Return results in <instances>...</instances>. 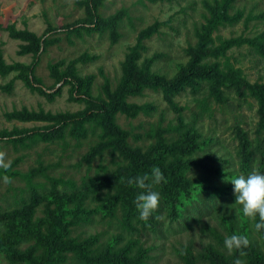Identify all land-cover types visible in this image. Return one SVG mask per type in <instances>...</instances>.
Listing matches in <instances>:
<instances>
[{
    "label": "rangeland",
    "instance_id": "obj_1",
    "mask_svg": "<svg viewBox=\"0 0 264 264\" xmlns=\"http://www.w3.org/2000/svg\"><path fill=\"white\" fill-rule=\"evenodd\" d=\"M85 1L0 0L2 57L7 64L25 67L24 71L0 76V219L5 217L0 220V231L9 232L12 214L33 205L32 187L43 197L34 207L33 220L46 217L45 208L50 203L44 197L50 191L48 178L64 181L59 191L70 195L71 181L82 188L87 176L100 179L117 169L118 154L114 157L110 150L102 157L95 154L92 163L88 162L99 142L100 129L77 140L69 128L61 126L60 119L64 114L85 112L88 94L107 99L108 91L114 92L124 75L128 55L140 43V66L151 61V71L164 77L166 85L182 79L184 89L175 93L145 88L128 100L147 105L151 112L134 119L119 113L117 123L130 133L129 142L143 152L156 144L157 138L150 131L158 126L177 129L164 133L165 144L176 151V157L169 155L167 163L181 164V174L192 185L182 196L177 214L160 199L149 225L134 219L139 229L136 233L120 226L122 211H117L115 218L108 217L104 203L91 198L82 207L86 210L82 218H86L72 227V237L93 243L97 251L136 240L149 248L148 264H183L180 253L189 250L199 257L211 247L232 256L237 252L229 253L223 241L233 233L246 234L249 244L264 254V232H256V221L241 216L229 182L241 174L264 173L258 153L253 163L244 164L246 146L239 137L242 130L249 140L247 147H257V138L264 136L260 106L252 97L233 91L226 92V104H219L209 97L207 81H200L197 88L189 84L201 72L191 67V52L198 42V30L209 16L207 6L215 0H104L99 9L104 18L122 9L127 11L118 26L120 36L116 41L108 32L69 35L67 30L85 24ZM229 15L240 18L213 32L217 44L219 39H254L264 33V0H235ZM10 26L34 33L40 39L39 52L24 54L23 46L28 43L12 38ZM227 56L249 82H264V59L248 43L230 49ZM214 61L211 58L208 66ZM224 61L217 59L222 65ZM66 77L84 81L81 90H75ZM5 163L9 166L4 167ZM34 172L39 173L31 185L28 175ZM18 247L25 251L31 244L21 242ZM0 264L12 263L0 252Z\"/></svg>",
    "mask_w": 264,
    "mask_h": 264
},
{
    "label": "trees",
    "instance_id": "obj_2",
    "mask_svg": "<svg viewBox=\"0 0 264 264\" xmlns=\"http://www.w3.org/2000/svg\"><path fill=\"white\" fill-rule=\"evenodd\" d=\"M104 0H86L84 3L87 9V17L84 25L80 28L67 30L70 34L76 33L83 36V33L89 35L94 32L110 33L114 41L118 40V26L127 15L125 9L120 10L115 15L104 18L99 13ZM157 2L159 0H148ZM235 0H215L208 4L209 16L198 30V42L193 48L191 55L194 56L191 67L198 68L201 72L195 74L189 84L197 88L200 81H207L210 86L209 97L219 104H226L229 100L226 92H236L243 97H252L259 104V114L261 117V129L264 130V82L251 83L243 75L241 69L235 68L228 59L227 52L240 47L245 43L252 46L253 50L264 59V33L256 36L254 39L229 38L219 39L218 44L213 37V32L221 25L234 22L240 18V15L232 17L229 15L232 3ZM10 36L14 39L23 40L28 45L23 46L24 54L35 53L40 50V39L28 30H16L10 26ZM142 47L139 43L132 49L126 62L123 64V77L114 92L108 91L107 99L93 98L88 94V108L85 112L75 114H64L61 116V126L64 129L69 128V133L77 140L86 138L92 132L96 134L100 129L101 134L99 142L92 149L93 157L88 159L91 164L95 154L104 156V153L110 150L115 157L118 154L116 163L117 169L108 176L100 179H94L87 176L88 180L82 182V188H78L74 181L71 185V194L59 191L58 186L65 183L62 180L48 178L50 191L48 196H44L50 203L46 205L43 219L36 222L33 220L35 214L34 207L43 197L38 193V189L32 186V196L34 203L31 207L24 209L18 214H12L9 232L0 231V252L5 254L12 264H68L77 262V264H148L149 248H145L138 241H131L126 246L118 248H107L97 251L93 249V243L79 241L71 235L72 227L81 224L86 216L82 213L86 211L82 208L86 201L95 198L104 203V213L108 217L115 218L117 211H122L120 226L125 231L138 232L135 228L134 219H138L142 225H149L147 221H141L134 207L133 201L140 191L134 185L127 183L128 179L137 175L149 172L153 166L161 168L166 178L156 190L160 193V199L165 201L177 214V208L180 206L182 196L189 191L192 185L191 181L186 180L181 174V164L176 162L167 163L169 155L176 157L175 147L165 144L164 133L177 130L175 128L161 129V126L149 132L157 138L155 145H150L146 152L139 146H133L129 142L127 131L123 130L117 123V114L125 115L128 118H137L140 114H149L151 108L147 105L130 103L129 98L142 94L145 88H154L170 90V92L181 91L185 82L182 79L175 83L166 85L164 77H161L151 71V61L147 60L143 66H140L139 59L141 54L138 48ZM211 58H214L213 65L208 66ZM224 59L223 65L217 62V59ZM25 67L21 64H7L0 51V76H6L13 71H24ZM28 70V68H27ZM30 71V70H28ZM75 90H81L84 81H74L66 77ZM183 88V89H181ZM172 100L170 99V102ZM204 109L207 110L206 100ZM23 117L24 115H19ZM239 137L242 140L244 154L246 158L244 164L254 162L255 154L260 156V167L264 169V136L257 138V147L253 150L247 147L249 140L247 134L240 130ZM191 142L188 143V146ZM248 167V166H246ZM40 172V170H38ZM180 171L177 177L176 174ZM39 172L28 175V181L32 185V180ZM99 181V182H98ZM92 182V185L90 183ZM91 186V187H90ZM105 190V192H102ZM101 194L105 198L101 199ZM31 196V197H32ZM160 200V201H161ZM55 204V206H52ZM5 217L0 220H4ZM9 225H7L8 227ZM137 230V231H136ZM21 242L30 243L31 247L25 251L18 245ZM33 242V243H32ZM246 255L240 257L246 261V264H264V254L254 246H249L244 250ZM183 264H199L201 262L209 264H235V259L239 253L227 256L214 248H210L205 255L196 257L192 252L186 250L180 253Z\"/></svg>",
    "mask_w": 264,
    "mask_h": 264
},
{
    "label": "clouds",
    "instance_id": "obj_3",
    "mask_svg": "<svg viewBox=\"0 0 264 264\" xmlns=\"http://www.w3.org/2000/svg\"><path fill=\"white\" fill-rule=\"evenodd\" d=\"M4 167L9 165L5 163ZM166 178L161 168L153 166L149 172L128 179L129 185H134L140 191L133 201L134 207L141 221H147L157 210L160 202V193L156 190ZM233 186L235 205L243 218L256 221L254 230L264 232V173L252 172L248 175L234 176L229 181ZM249 238L246 234L233 233L225 237L223 245L229 252H238L235 264H246L243 257L245 249L249 246Z\"/></svg>",
    "mask_w": 264,
    "mask_h": 264
}]
</instances>
